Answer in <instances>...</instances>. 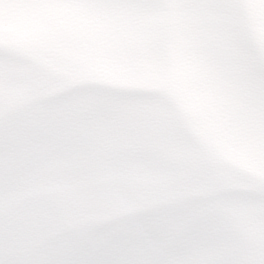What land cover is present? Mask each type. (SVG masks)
<instances>
[{
  "label": "rangeland",
  "instance_id": "1",
  "mask_svg": "<svg viewBox=\"0 0 264 264\" xmlns=\"http://www.w3.org/2000/svg\"><path fill=\"white\" fill-rule=\"evenodd\" d=\"M103 1H104L105 7L108 8L110 4H107V2L109 0H103ZM207 1H208V4L211 6L210 8H202V7L198 8L197 5H195V7L197 8L196 11L201 12V13L204 12L205 16H210L212 12H218L213 7L221 3H224L223 0H207ZM84 3H85V0H71V1L70 0H59V4H62L64 6V7L61 6L62 10H64L63 14H66L69 19V22H67V27H66V30L69 32V37L74 34L84 33V30L86 29L84 28L81 22V20L84 19L83 13H81V17H80L77 11V7ZM183 3H186L187 6L182 9L181 14L177 17V21L178 19L180 20L178 22L176 21L175 23H173L174 26H176V24H179L175 29V32L178 33V38L182 33H184L183 34L184 42L183 44L180 45V47L177 50V57L175 59L177 60L176 66L175 65L173 66L175 68L176 77H177L175 79L174 87L177 89L178 86H182L184 82V88L180 89V93L183 94L185 88H188L190 90V93L186 94L185 97L191 98V101H196V104L194 106L188 105V107L190 108V111L188 112L187 116L196 121L198 118V116L196 115L197 110L194 111L193 109H196L198 106L200 112L203 111L202 107H205V109L208 110L209 104L212 101V97L210 99L208 98L209 93L211 92L215 93L219 91L217 90L216 83L212 84V81L211 83L208 82V79L211 76L209 75V72L204 73L205 69L203 68H205L204 66L205 64L209 70V65L206 63L203 64V62L200 60V55H199L200 52H198V47H202L204 49L208 48V50H211V48L214 47L213 50H215L216 47H219L218 44L221 41V38L218 36L225 34L227 37L228 31H226L227 30L226 28H224L225 32L218 31V28L215 27L214 28L215 32H213L212 34V39L209 37L207 33H204V36L207 38L206 40L204 39V37H202V33H203L202 31L195 34L194 29L197 27L194 24V20L199 19V18L195 14L191 3L189 2H183ZM194 3H196V0H194ZM125 4L129 10L127 8H125V10H121L117 8V6L113 7V13L115 17H118V18L125 17V19L122 22H120V25L125 27L124 34H127V36H125L119 44L120 52H119L118 59H117L119 63H128L129 56H131L133 59H136V58L140 59V57L136 54V51L138 50V48L142 49V46L144 50H148L147 42H146V47H144L143 42H145V40L140 39V36L142 35V33L143 35L144 33L147 34V29L145 30L143 26H139L138 28L133 29L136 26V24L134 22L133 23L126 22V17L130 15L129 13L135 11V5L131 7V2H125ZM53 5L55 8H57L55 4ZM140 6L136 4L137 11L138 9L142 8L141 10H139V13L143 15V22L149 27V23L154 21V29L158 27L159 23L157 25V21H160L161 16H162V12L160 8H158L157 6H150L149 4H142ZM86 8H83L82 10H80V12H83ZM231 12H232V9L229 8V13L225 14L227 17L228 23L231 20ZM48 19H49V16H46L44 20L48 22ZM7 22H9V27H8V30H9L10 22H11L9 18ZM143 22L141 23L145 25ZM2 23L4 22H0V25ZM128 23L130 24V26H128ZM149 29L152 30L151 24H150ZM154 29H153V32H154ZM45 32L47 33L46 29H45ZM1 39L7 41V40H10L11 37H8L7 35H0V40ZM154 40H155V37H149L147 39V41H152V42H154ZM141 42H142V45H139V43ZM210 43H213V44H211L209 47ZM79 45H84V44L83 42H80ZM152 50H148L149 53H151ZM149 53H147V55H150ZM149 64H152L151 59H149ZM152 68H154V65ZM15 72L17 73L18 76L23 77L24 74L22 73H24L25 70L21 67H18L15 69ZM0 81L2 84V85L0 84L1 85L0 87H3V90L1 92H4L5 95H7V97H10L9 95L13 94L12 93L13 91H11L14 89L13 84L5 83L2 78H0ZM18 83H19L18 86L15 88L17 89V91L14 93L16 94H22V93L29 94L30 93V91H28V84L26 82H18ZM213 99L214 100L216 99V95H214ZM4 106L5 104H0V112L6 108ZM206 113L208 114V111H206ZM86 117L88 118V116ZM220 177H223V176L217 175L216 177H212L214 179L212 187H216L221 184ZM251 189L258 191L256 187H251ZM236 197H240V195H236L231 198H236ZM249 198L255 199V197H249ZM229 207L230 206L224 208L222 212L219 215L215 216L214 218L205 219L202 223L196 225L195 226L196 228L194 230L201 231L203 234L206 235L208 233H211L215 223H218L220 220H225L224 217L227 214L229 215V217H231L235 213L241 214V215L245 214L244 207L233 206V207H236L237 209L233 207L231 208ZM249 209L254 215H257L259 213H264V206L259 209V212H257L253 208H249Z\"/></svg>",
  "mask_w": 264,
  "mask_h": 264
}]
</instances>
